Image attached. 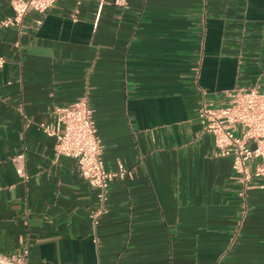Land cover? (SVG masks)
<instances>
[{
    "label": "crops",
    "instance_id": "crops-1",
    "mask_svg": "<svg viewBox=\"0 0 264 264\" xmlns=\"http://www.w3.org/2000/svg\"><path fill=\"white\" fill-rule=\"evenodd\" d=\"M116 1L58 0L0 29V253L29 246L30 264H264V178L244 202L198 117L237 88L264 90V0ZM11 14L0 0V23ZM85 94L105 168L131 173L110 185L95 230V190L42 127Z\"/></svg>",
    "mask_w": 264,
    "mask_h": 264
},
{
    "label": "built area",
    "instance_id": "built-area-1",
    "mask_svg": "<svg viewBox=\"0 0 264 264\" xmlns=\"http://www.w3.org/2000/svg\"><path fill=\"white\" fill-rule=\"evenodd\" d=\"M58 0H9L12 14L0 23V29L19 27L30 13L47 14ZM128 0H117L126 6ZM41 19L36 21L41 26ZM6 61L0 57V70ZM203 131L212 136L214 157L228 158L234 176L241 186L240 196L246 201V192L255 179L264 178V90L257 87L237 88L229 94L224 107L204 104L198 114ZM44 132L54 138L56 158L76 161L82 178L95 190L97 206L91 213L92 226H98L105 212L110 185L124 180L131 173L119 166L109 171L102 160V142L93 120L89 96L85 94L71 105L55 108L52 123L42 125ZM23 156H20L22 158ZM252 164H254L252 166ZM22 174V171L19 170ZM29 246L17 253H0V264H30Z\"/></svg>",
    "mask_w": 264,
    "mask_h": 264
}]
</instances>
